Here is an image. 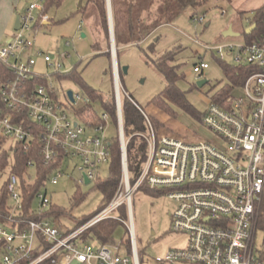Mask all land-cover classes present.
I'll return each mask as SVG.
<instances>
[{
  "label": "built area",
  "instance_id": "2783aa9c",
  "mask_svg": "<svg viewBox=\"0 0 264 264\" xmlns=\"http://www.w3.org/2000/svg\"><path fill=\"white\" fill-rule=\"evenodd\" d=\"M56 1L35 0L23 8L16 15L18 28L13 27L0 45V63L8 72L0 81L1 146L12 154L17 144L28 151L34 142H39V156L44 165L56 164L44 183L45 189L36 192L29 204L28 213L19 177L7 174L6 203L0 213V264H143L131 212V197L142 187L164 191L176 202L175 210L169 214L171 229L187 238L183 249H169L150 264H264L262 255H256L254 250L258 218L264 216V37L251 44L239 40L213 48L203 45L219 61L230 58L236 67H245L250 72L232 90L241 95L231 92L221 105L206 99L207 110L201 122L214 133L216 142L157 135L156 130L162 126L157 127L127 97L143 116L144 130L137 136L146 144V157L133 183L127 164L129 138L124 134L115 74L114 126L119 144L120 180L114 196L69 232L59 231L48 218L42 217L52 203L47 188L66 175L70 162L80 161L78 184L88 185L97 180L98 168L107 165L111 156L110 138L103 134L107 114L100 117L104 124L85 125L76 111L89 105L90 99L72 93L70 101L65 93L66 104L80 103L77 108L71 107L70 116L59 98L55 75L71 69L33 46L35 34L51 25L53 18L46 8ZM110 5V0H105V6ZM197 22L202 23L203 18ZM84 27L81 21L78 32ZM69 45L67 42L66 46ZM35 54L44 55L45 63L53 69L51 75L33 71ZM208 69V63L201 59L193 64L197 82ZM27 166L34 177V162L29 161ZM121 208L126 212L125 218L116 214ZM29 215L36 219L27 218ZM108 219L124 226L126 241L93 247L83 240L86 232Z\"/></svg>",
  "mask_w": 264,
  "mask_h": 264
},
{
  "label": "rangeland",
  "instance_id": "374dc122",
  "mask_svg": "<svg viewBox=\"0 0 264 264\" xmlns=\"http://www.w3.org/2000/svg\"><path fill=\"white\" fill-rule=\"evenodd\" d=\"M34 1L0 0V45L5 42L7 34L13 28L16 15ZM228 1L209 0L202 9H197L194 12L188 10L172 23L158 27L148 38L137 45L120 48L118 57L115 47L113 58H115L114 65L117 67V72L119 65L121 69L126 68V72H122L121 79L119 72L117 75L121 104L125 97H130L149 117L160 121L162 128L156 130L157 135H173L187 141L216 142L214 133L201 121L207 110L206 99L229 83L219 66V58L213 56L210 51H205L203 45L213 48L226 41L241 40L240 38H223L222 33L228 27L239 32L242 29H247V21L253 18L254 9L262 4L261 0ZM84 4L85 2H81V0H61L58 5L56 3L51 5L48 8V15L53 18L54 22L36 33L33 41L34 48L39 52L53 55L55 62L74 70L73 78L55 81L62 102H64L63 96L67 92L80 94L83 97L87 96L88 90L86 91L84 86L99 93L103 99L111 97L115 89L114 75L116 73L114 74L115 67L112 62L109 26L107 51L111 60L105 55L107 52L105 50L106 43L96 26L97 20L91 8H89L90 14L86 17L79 10V7ZM239 9L246 10L241 17L237 15ZM222 12L225 14L222 15ZM200 18H203L202 23L197 22ZM81 21L84 22L85 27L80 33L78 24ZM82 34L85 36L84 38L81 37ZM98 41L101 43V48L99 52H95L93 47ZM67 42L70 44L69 46H66ZM151 48H153V54L150 52ZM176 48L180 49L177 63L181 66L180 72L183 73V78L176 85L184 93L188 104L195 110V115L175 108V115L172 118H167L150 104L151 100L165 87L164 78L150 60ZM63 55H68V57L63 58ZM200 59L208 63L209 69L201 77V80H207V84L202 88H197V76L192 73V66ZM34 60V72L45 76L53 73L51 66L45 63L44 55L37 56L35 54ZM222 62L229 66H235L230 58H226ZM61 71H64V68ZM232 94L241 95L236 92V89ZM90 105L99 117L104 114L100 100H92ZM66 106L68 114L71 116V107L77 108L80 103L74 106L66 104ZM161 117L166 121H162ZM156 126L161 127V125ZM103 134L110 139L117 138L116 128L111 123L109 116ZM79 164L80 161L77 159L70 162L66 169V175L62 176L56 185L47 188L52 205L61 212L57 219L51 217L49 220L61 232L74 230L82 220L89 219L104 204L103 194L96 181L88 185L78 184L80 174L77 166ZM110 167L109 162L98 168L97 179L106 180L109 177ZM7 173V170L0 173V188L6 180ZM119 180L120 172L118 183ZM133 182L131 181V183ZM176 205V202L170 199L167 193L160 190L142 187L132 195L133 230L139 258L143 264H150L152 259L163 256L169 249L185 247L186 235L176 233L171 229L169 214L175 210ZM116 214L122 218L126 217L123 208ZM123 239L124 241L128 239L126 229L121 224H117L112 243H118ZM89 244L93 247L99 245L96 239L90 240ZM254 250L256 255L264 256V231L258 227L254 234Z\"/></svg>",
  "mask_w": 264,
  "mask_h": 264
},
{
  "label": "trees",
  "instance_id": "16d2710c",
  "mask_svg": "<svg viewBox=\"0 0 264 264\" xmlns=\"http://www.w3.org/2000/svg\"><path fill=\"white\" fill-rule=\"evenodd\" d=\"M85 2L84 6H80L79 10L84 17L90 14L89 8L96 17L103 41L106 43L105 50L108 46V25H107V11L105 6V0H81ZM228 1V0H226ZM61 0L56 1L58 5ZM112 21H113V33L114 43L116 47V55L120 48L130 47L137 45L139 42L148 38L158 27L170 24L175 21L180 15L184 14L188 10L202 9L208 4L209 0H110ZM231 2V1H228ZM49 8L47 5L46 10ZM244 13H240L243 16ZM240 16V17H241ZM87 20V19H85ZM54 22V20L51 22ZM255 25L256 28L251 33L247 34L246 29H242L240 39L247 44L253 42H259L264 37V8H259L254 11L253 18L249 21L248 27ZM99 39V38H98ZM101 43L98 41L93 49L95 52L100 51ZM153 54V48L150 49ZM180 49L176 48L172 51L165 52L156 59L150 61L161 74L165 80L164 89L157 94L150 102L153 107L158 109L160 113L167 118H172L175 115L174 109L179 108L187 113L195 115V110L188 104L185 99L184 93H182L178 87L177 82L183 78L181 66L178 62V55ZM105 55L111 60L110 54L107 51ZM219 66L228 80V85L220 91L216 92L210 97L211 101L215 104H220L222 101L232 92L235 86L241 85L248 74L249 70L245 67L229 66L224 62L219 61ZM119 78L121 79L122 69L119 65ZM5 74H8L6 68L0 63V81ZM74 77V70L71 69L68 73L62 75H55L56 80L71 79ZM40 83L39 80H35ZM197 87V86H196ZM88 90L87 97L90 102L93 100H100L104 113L109 116L113 125H116V113H115V98L114 93L111 97L103 99L101 95L93 90L85 87ZM130 98V97H129ZM125 97L122 106L124 134L129 138L127 144V164L128 171L130 173L131 181L133 182L138 176L141 165L146 157V144L137 136L144 130V119L141 113L133 105V103ZM131 99V98H130ZM133 101V100H132ZM76 116L85 125L92 124H104V121L96 114L94 108L89 104L76 111ZM151 118V117H150ZM155 125L162 126L161 122L155 118H151ZM162 119V117H161ZM162 121H166L162 119ZM110 173L106 180L97 179L96 183L98 188L103 194V206L106 205L115 193L118 185V178L120 172V153L118 140L110 139ZM39 142H34L30 146L29 150H23L21 145L15 146L14 152L10 154L5 150L0 143V173L7 170V174L12 173L19 177L21 187L23 189V195L25 198V213L29 208V204L33 203L36 192L45 189V182L49 175L52 173L55 165L45 166L39 156ZM29 161L34 162L36 174L34 177L30 174V170L27 166ZM6 180L3 182L0 191V213L4 212L3 206L6 203ZM52 202V201H51ZM61 214L59 209L54 205H50L49 209L43 214L42 217L50 219L53 217L57 219ZM30 219H36L32 215L27 216ZM87 219L82 220L79 225L85 222ZM2 221V220H1ZM119 224L114 220H104L94 227H92L83 236V240L89 242L96 239L99 244L112 243L113 234L116 225ZM257 227L264 231V216L258 218ZM264 259V256H262Z\"/></svg>",
  "mask_w": 264,
  "mask_h": 264
},
{
  "label": "water",
  "instance_id": "95a60500",
  "mask_svg": "<svg viewBox=\"0 0 264 264\" xmlns=\"http://www.w3.org/2000/svg\"><path fill=\"white\" fill-rule=\"evenodd\" d=\"M106 10H107V17H108V26H109V31H110V45H111V55H112V62L114 65V59H113V53L115 54V43H114V37H113V24H112V15H111V6H106ZM19 26L18 23V18L16 17L14 20V25L13 27L15 29H17ZM256 28L255 25H252L251 27L246 29V33L249 34L252 31H254ZM82 38H84L85 36L82 34L81 35ZM222 37L223 38H235V37H239L238 33L233 32L231 27H228L227 30H225L222 33ZM116 72H117V67H116ZM122 72H126V68H122ZM115 74V71H114ZM118 74V72H117ZM207 84V80H200L198 82H196V86L197 88H202L204 85ZM67 97L70 101H72V93L71 92H67ZM85 184H88V180L85 179Z\"/></svg>",
  "mask_w": 264,
  "mask_h": 264
},
{
  "label": "crops",
  "instance_id": "0c3cea01",
  "mask_svg": "<svg viewBox=\"0 0 264 264\" xmlns=\"http://www.w3.org/2000/svg\"><path fill=\"white\" fill-rule=\"evenodd\" d=\"M261 2H262L261 6H260V7L257 6V7L254 9V11H256V10L259 9V8H264V0H261ZM245 12H246V10L239 9V10L237 11V15H238V16H241L240 13H245ZM249 21H250V20H248L247 23H249ZM250 27H251V26H250ZM248 28H249V27H248ZM233 32L239 34V37H235V38L239 39V38L241 37V33H240L239 31H236V30L233 29Z\"/></svg>",
  "mask_w": 264,
  "mask_h": 264
},
{
  "label": "bare ground",
  "instance_id": "6f19581e",
  "mask_svg": "<svg viewBox=\"0 0 264 264\" xmlns=\"http://www.w3.org/2000/svg\"><path fill=\"white\" fill-rule=\"evenodd\" d=\"M114 54V53H113ZM115 55V54H114ZM113 59H115V58H113ZM115 61V60H114ZM114 67H115V73H116V82H117V84H118V86H119V80H118V77H117V72H116V65H114Z\"/></svg>",
  "mask_w": 264,
  "mask_h": 264
}]
</instances>
